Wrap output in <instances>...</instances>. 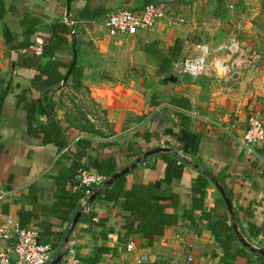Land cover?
Here are the masks:
<instances>
[{
    "label": "crops",
    "instance_id": "0c3cea01",
    "mask_svg": "<svg viewBox=\"0 0 264 264\" xmlns=\"http://www.w3.org/2000/svg\"><path fill=\"white\" fill-rule=\"evenodd\" d=\"M151 1L0 0V214L36 230L54 257L83 207L80 165L106 181L161 147L168 150L148 155L124 174L126 188L153 182L155 200L177 214V222L149 247L140 234L128 231L131 215L124 197L98 195L69 238L83 264H137L140 254L149 255L142 264H226L208 215L211 222H236L249 242L264 249V144L249 147L243 141L253 114L264 122V89L253 81L249 64L236 69L237 58L231 56H225L231 67L227 76L195 77L180 69L202 47L215 51L237 37L232 29L245 25L235 11L251 12L261 0H172L153 31L109 33L106 20L113 11L140 13ZM54 38L59 47L51 60L60 63L64 78L52 86L42 69L49 57L30 59L36 46ZM176 40L181 53L160 72ZM173 155L178 166L170 174L165 157ZM109 170L114 172L107 178ZM203 175L208 182L202 208L194 209L192 220L183 214L193 209L199 196L195 181ZM213 178L231 198L235 219ZM13 246L0 238V251L14 257ZM234 264L248 259L237 257Z\"/></svg>",
    "mask_w": 264,
    "mask_h": 264
},
{
    "label": "built area",
    "instance_id": "2783aa9c",
    "mask_svg": "<svg viewBox=\"0 0 264 264\" xmlns=\"http://www.w3.org/2000/svg\"><path fill=\"white\" fill-rule=\"evenodd\" d=\"M171 1H151L144 6L140 13L120 7L109 15L106 27L112 35L118 33L136 34L140 30L153 31L157 22L168 14ZM34 49L38 55L42 53L41 46H36ZM240 50L241 42L238 37H231L220 43L215 51L202 47L197 54L189 56L181 62V72L195 77L209 72L227 76L231 67L225 60V56L234 57ZM214 53L216 54L214 55ZM243 141L249 147L264 144V122L259 114H253L250 117L249 127L243 135ZM79 176L81 186L85 187V197L83 198V205H85L104 183L105 177L89 167H83ZM0 238L12 240L14 245V257L7 251H0V264H50L54 259L51 244L42 242L36 230L22 227L12 216L0 214ZM75 245V240L68 241L64 257L58 264H83L76 255ZM134 248V243L127 245L129 251ZM189 259L191 260V258ZM148 260L149 255L140 254L135 261L137 264H142Z\"/></svg>",
    "mask_w": 264,
    "mask_h": 264
},
{
    "label": "trees",
    "instance_id": "16d2710c",
    "mask_svg": "<svg viewBox=\"0 0 264 264\" xmlns=\"http://www.w3.org/2000/svg\"><path fill=\"white\" fill-rule=\"evenodd\" d=\"M262 9L264 11V0H261ZM3 12L0 6V19H2ZM6 39L9 40V33L7 27L4 28ZM27 47H30L28 45ZM59 47V42L57 38L51 39L50 43L44 45L42 47V53L37 55L33 52V57L30 60L40 59L42 57H49V61L46 62L44 67H42L43 72L49 74V81L52 86L58 85L63 80L62 73L59 72L60 63L52 61L51 58L54 55L55 50ZM181 43L180 40H176L175 44L170 47L167 55L164 57L163 65L160 67V72H165L172 67L174 61H176L181 53ZM148 52L151 50L148 49ZM76 68L73 70L75 71ZM73 72V71H72ZM45 101L48 99L45 97ZM48 107L51 105L47 104ZM46 106V108H47ZM49 109V108H47ZM49 112V111H48ZM48 135H52L54 139V130L48 129ZM57 140V138L55 139ZM174 157H165L166 161L171 165L170 174H173L175 168H177V159L178 157L173 155ZM95 166L100 169L102 172V166L100 164H95ZM83 167H87L85 165H80L78 171H80ZM114 171L109 170L106 174L107 178L113 174ZM220 182L224 183V180L220 178ZM208 178L203 175L201 178L196 179L194 189L196 193L199 194L198 197L194 199V207L192 210L184 211L183 216L186 218H191L193 220L192 213L194 209H201L202 202L204 197L203 187L207 185ZM81 187L82 194L81 198L85 197V187L81 186L80 181L78 182ZM109 197L111 199H118L120 196L124 197L125 207L128 211H130L131 220L128 223V231L130 233H138L141 238L145 242V244L149 247L153 246L156 242V238L158 236H162L166 228L178 220V215L175 213H169L167 211L166 205L155 200V184L147 183V184H134L130 189L126 188V175L119 177L110 187H107L104 191L99 194V197ZM209 220V226L212 230V233L215 236L216 242L222 247L224 252V260L227 261L226 264H234V260L237 257H246L248 259V264H252L254 262L253 257H257V264H264V256L249 250L246 248L240 241L239 237L234 229V226L227 223V220L224 218L216 219L213 222L210 221V215L206 218ZM102 249L101 252L98 253V257L96 261L98 263L101 256L105 253ZM215 255V253H214ZM129 264V263H123Z\"/></svg>",
    "mask_w": 264,
    "mask_h": 264
},
{
    "label": "rangeland",
    "instance_id": "374dc122",
    "mask_svg": "<svg viewBox=\"0 0 264 264\" xmlns=\"http://www.w3.org/2000/svg\"><path fill=\"white\" fill-rule=\"evenodd\" d=\"M253 8L251 12L239 9L235 11V18L245 28L232 29V35L237 36L241 42V50L234 58H239L243 64H249L247 69L252 72L253 81L264 89V11L262 5Z\"/></svg>",
    "mask_w": 264,
    "mask_h": 264
},
{
    "label": "water",
    "instance_id": "95a60500",
    "mask_svg": "<svg viewBox=\"0 0 264 264\" xmlns=\"http://www.w3.org/2000/svg\"><path fill=\"white\" fill-rule=\"evenodd\" d=\"M75 55H76V51H75ZM76 63V59L72 62L71 64V68H73V66ZM243 64L242 60H238L235 64H234V68L239 67L240 65ZM221 72V71H220ZM2 107H3V97H0V115L2 113ZM168 150V148H156L153 149L151 151H148L146 153H144L142 156L138 157L135 162H133L132 164H130L129 166L125 167L124 169H122L121 171L115 173L113 176H111L109 179H107L106 181H104V183L95 191V193L89 198V200L87 201V203L85 205H83L82 209L76 214L74 221L70 227V231L64 241V244L61 248V251L59 253L58 256L54 257V259L51 261L50 264H58L62 261L64 254H65V249H66V245L69 241L70 235L72 234V231L81 215V213L83 212V210L85 209L86 206H88L98 195L99 193L109 184L113 183L117 178L121 177L124 174H127L132 168H134L143 158L147 157L148 155L155 153V152H159V151H166ZM208 175H210L208 172H206ZM213 181L215 182V184L217 185L218 189L220 190L222 197L224 198L227 207L233 217V219H235V212H234V208H233V203L231 198L228 196L225 188L215 179L213 178ZM234 229L239 237V241L246 246L247 248H249L251 251L253 252H257L261 255L264 256V249L256 247L254 244H252L251 242H249L240 232V230L238 229L237 223L234 222L233 224Z\"/></svg>",
    "mask_w": 264,
    "mask_h": 264
}]
</instances>
